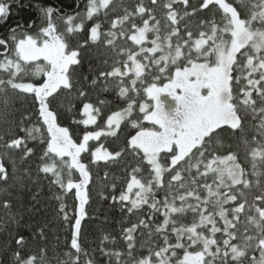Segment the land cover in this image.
I'll return each instance as SVG.
<instances>
[{"label":"snow or ice","instance_id":"snow-or-ice-1","mask_svg":"<svg viewBox=\"0 0 264 264\" xmlns=\"http://www.w3.org/2000/svg\"><path fill=\"white\" fill-rule=\"evenodd\" d=\"M151 2L155 5L157 0ZM176 2L168 0L165 5L170 27L163 39L153 9L141 3L132 13L125 9L123 15H116L108 31L102 33L101 24L93 23L83 44L70 45L63 35L57 33L52 22L53 12L58 13L59 9L39 8L32 0H0V28H5L8 37H0V56H3L0 69L5 70L8 76L0 79V89L33 97L38 104L35 109L37 120L46 125L49 137L40 156L42 166L39 171L53 174L54 183L65 194L75 190L77 203L74 215L65 210L63 202L60 204L65 223L71 222V248L75 250L72 264H81V256L84 257L83 264H94V259L89 258L80 242L82 222L85 218L92 219L86 211L92 180L89 163L104 162L108 165L128 155L133 156L137 164L130 169L126 188L118 189L115 183L110 186V199L121 205V211L132 215L147 206L144 213L147 219L137 217L138 223L122 228L127 254L131 257L138 228L163 238V246H158V250L150 248L149 255L136 259L135 264H154V261L155 264H244L245 260L247 264H264V191L249 202L244 190L252 182L238 162V153L228 146L225 149L227 154H218V149L225 148V133L249 143L244 139L245 122L251 118L258 121L256 127L261 139L257 142V137H252L257 147L251 149L250 155L253 160L257 157L264 160V0L252 5L259 11L246 12L243 17L238 7L226 0H201L199 9L190 5L189 0H179V3L192 8L191 13L184 12L185 17L201 9L211 11L210 6H219L224 13V27L219 35L214 21H201L202 26H210V34L199 31L195 36L187 22L183 29L179 26L178 13L173 8ZM110 5L112 0H100L99 4L97 0H88L86 18L91 20L101 8L109 9ZM239 7L243 9L249 5ZM33 9H38L47 20L46 26L35 33L32 30L37 27L36 21L23 15L26 10ZM144 15L149 19H143L142 26H138L134 16ZM67 19L71 23L74 18L68 16ZM149 20L155 21L151 27ZM257 23L261 27H254ZM118 24L121 25L119 33L116 31ZM124 24L128 25L127 31ZM83 27L80 23L67 27L66 31L73 33ZM149 33L154 34L151 40ZM225 33L230 34V40L224 38ZM118 34L139 48L138 51L120 49L119 54L127 57L123 70L114 65L110 71H100L91 84L73 80V73L82 66L86 46L90 42L101 41L103 36V43L114 47ZM10 41L14 45L12 52L9 51ZM146 43L151 47H145ZM158 52L162 54L157 57ZM13 53L15 58H9ZM41 59L46 65L41 67L37 64L30 75L46 78L43 82H24V76L29 75L25 71L26 65ZM129 62L132 68H129ZM130 71L136 77L131 80V90L138 91L136 84L140 80L148 99L139 103L134 98L129 99L126 107L112 111L105 120L100 107L89 102L90 92L86 89L106 85L110 78L122 83ZM146 71L151 76L147 85L142 79ZM83 79L85 82L88 80L87 77ZM129 91V87L120 86L118 96L126 98ZM65 92H75L81 103L79 112L84 118L76 120L73 117V125L85 128L96 125L98 128L84 131L79 142L73 139L69 127L57 122V112L50 108V104ZM164 94L171 98V104L162 99ZM98 103L104 105L106 102L100 100ZM137 106L142 121L149 122L151 127L131 119V127L137 130L126 138L123 146L117 145L109 150L100 144L90 151V141H100L101 137L118 140L121 124L132 117ZM98 118L103 127L97 125ZM29 119L21 117L22 121ZM17 128H20L19 123ZM20 130L25 135L10 137L6 147L22 152L23 159H30L35 152L27 147V140L35 139L33 133L38 129ZM82 154H87L89 163L83 162ZM53 156L59 157L61 165L67 168L66 183L56 163L46 162ZM252 168L255 172V163ZM72 170L79 173L78 181H73ZM145 172L147 176L143 175ZM165 174L169 177L167 182ZM210 174L212 183L207 182ZM105 176H108L107 172ZM7 179L5 162L0 159V181L6 182ZM256 183L259 184V180ZM117 191L118 195L115 194ZM157 193H162L159 199ZM3 207L10 208V202L5 201ZM188 212L193 219L187 224L180 222ZM173 215L176 219L172 218ZM153 217H162V220L157 222ZM250 227L255 234H250ZM217 234H220V239H217ZM36 235L43 238L45 227L38 226ZM170 235L174 236L175 243L169 242ZM108 239L107 235L103 236V240ZM26 243V237L18 234L11 259H0V264H38L35 255H22ZM197 248L199 250H189ZM178 249L183 250L180 256L177 255ZM100 251L103 255L119 259L118 252L103 248ZM257 251L258 257L255 255ZM43 255L42 249L39 264H43Z\"/></svg>","mask_w":264,"mask_h":264},{"label":"trees","instance_id":"trees-1","mask_svg":"<svg viewBox=\"0 0 264 264\" xmlns=\"http://www.w3.org/2000/svg\"><path fill=\"white\" fill-rule=\"evenodd\" d=\"M226 2L237 6L238 10L241 11L242 17L246 12L259 11L258 8H254L252 5L260 3V0H226ZM32 3L38 5L39 8L52 7L53 9H59L58 13L53 12L52 22L56 30L62 33L66 42L70 45L83 44L84 40L88 37V30L93 23L101 24L102 33L108 31L111 20L116 19V15H123L125 9L129 13H132L141 3L146 8L153 9L155 21H159V34L162 39L170 27L167 20L168 10L165 7L168 0H157L155 5L152 4L151 0H112V5H110L109 9H100L91 20L85 16L88 0H32ZM189 4L199 9L201 0H189ZM243 4H247L249 7L241 9L239 6ZM210 7L211 11L201 9L198 13L185 17L184 12L191 13L192 8L179 3V0L173 5L174 10L178 13L181 29H183L184 23L187 22L194 36L199 31H205L210 34V26L208 24L202 26L201 21H214L218 26V35L220 34V29L224 27V13L222 9L219 6ZM23 15L36 21L37 27L32 30L33 33L47 24V20L38 9L26 10ZM71 15H73V18L75 17L73 21L74 25L83 23L84 27L82 30L74 31L73 33L66 31L67 27L70 26L67 17ZM133 19L138 26H142L143 19H149V17L147 15L143 17L134 16ZM155 21L149 20L150 27ZM120 27L121 25L118 24L116 29L118 33ZM254 27L259 28L261 26L257 23ZM123 28L127 31L128 25L124 24ZM0 37L8 38L5 35V28H0ZM152 38H154V34L149 33V40ZM224 38L230 40V34L225 33ZM103 39V36H101V41L95 44H91L90 42V45L86 46L84 59L81 62L82 66L73 73V80H79L81 84H91L92 79L98 76L100 71H110L114 65L121 67L123 70V62L127 57L119 54L120 49L139 50L138 46H135L127 37L121 38L119 34L114 42L115 46L111 48L103 43ZM173 43H175V38H173ZM145 47H151V44L146 43ZM13 48L14 45L10 41L9 51L12 52ZM161 54L158 52L156 56L158 57ZM9 58H14V53ZM2 59L3 56H0V60ZM117 61L120 63L117 64ZM128 66L132 68L131 62H129ZM26 67H29V70L32 71L31 67H33V64L30 66L26 65ZM84 77L88 78L87 82L84 81ZM7 78L5 70L0 69V79ZM132 79H136V77L134 72L130 71L124 77L122 83L117 79L110 78L106 85L101 84V87L86 89V91L90 92L89 102L100 107L101 114L105 120L106 116L111 114L112 111L121 110L126 107L129 99L134 98L138 103L148 99L143 93L140 80H137L136 84L138 91L133 92L131 90ZM142 79L145 85L151 82V76L147 74V71ZM27 80L41 82L44 80V77L25 75L24 81ZM120 86L129 87L128 97L121 98L118 96ZM100 100L106 103L100 105L98 103ZM37 108L38 104L34 102L32 96H25L11 90L0 89V159L4 160L8 171L7 181H0V259H11L12 251L16 249L15 237L21 234L27 240L22 255L26 257L35 255L39 264L41 250L43 249V264H72V261L75 259V250L71 248V222L65 223L63 213L60 212V204L63 202L66 206L65 210L69 211L70 215H74L77 203L74 197L75 190L65 194L59 185L54 183L55 177L53 174H45L39 171V167L42 166L40 156L47 147L49 137L46 125L42 121L37 120V112L35 111ZM50 108L57 112V122L61 126L69 127L70 132L73 133V139H77V142L82 138L84 131L95 129L93 126L85 128L83 125H73V117L76 120L83 119V116L79 112L81 103L75 92L63 93L57 97L56 101L50 104ZM21 117H30V119L22 121ZM131 119L142 121V114L138 113V106L134 108L132 117L121 124L118 140L111 137H101L100 141H90V151L98 144H103L109 150H112L117 145L123 146L126 138H129L137 130L131 127ZM18 123L20 125L19 129L17 128ZM142 123L145 127L152 126L146 121H142ZM257 124L258 121H253L251 118L245 122L244 139L249 141L248 144H245L238 136H229V134L225 133L223 139L225 148L218 149V154L221 155L227 154L225 149L228 146L238 153V162L245 169L247 179L252 182L251 186L244 190L249 202L256 195L260 194L261 191H264V160H261L259 157L253 160L250 155L251 149L257 147V143L252 142V137L255 135L257 142H260L261 139L257 132ZM97 125L103 126L100 118H98ZM33 127L38 129V132L33 133L36 138L27 140V147L33 148L35 152L32 158L23 159L22 152L6 147V143L10 137H15L17 134L25 135L20 129ZM89 159L87 154H82L83 162L89 163ZM50 161H52L51 163L55 162L57 165L61 164L59 157L53 156L51 160H46L48 163ZM253 163L256 164L255 172L252 168ZM136 164L137 160L131 155L126 156L119 162L108 165H105L104 162H98L97 164L89 163L92 180L88 188L89 204L86 205V211L92 219L85 218L82 222L80 242L82 247L87 250L89 258L94 259V264H135L136 259L149 255L150 248L158 250V246H163L162 236L149 232L147 229L138 228L134 234L135 244L131 257L127 254V241L123 239L122 228L130 227L132 223H138L137 217L147 219V216L144 215L147 211V206L136 211L135 215L121 211V205L114 204L110 199V186L115 183L118 189L126 188V182L131 174L130 169ZM60 167L57 166V169L61 171V176L66 183L68 179L67 168ZM105 172L108 173V176H105ZM71 175L73 181H78L79 173L76 170H72ZM143 175L147 176V173L145 172ZM168 179V175L165 174V182ZM212 180L213 176L210 174L207 182L212 183ZM257 180H259V184L256 183ZM115 194L118 195L119 191ZM161 195L162 193H157V199ZM201 195L203 196L205 193ZM57 197L62 199H57ZM5 201L10 202V208L3 207ZM192 202L190 201V203ZM172 218L176 219L175 215ZM192 219V214L188 212L180 222L187 224ZM243 219L244 217L241 216V220ZM153 220L159 222L162 220V217H153ZM38 226L45 227L43 238L36 235ZM250 234H255L254 229L251 227ZM105 235L109 237L108 240H103V236ZM220 238V234H217V239ZM169 242L175 243L174 236H169ZM101 248L105 251L120 253L119 259L115 256L109 257L103 255L100 251ZM189 250H199V248ZM182 251L178 249L177 255H182ZM255 255L258 257L259 252L257 251ZM83 260L84 257L81 256V264H83ZM244 264H247V260L244 261Z\"/></svg>","mask_w":264,"mask_h":264},{"label":"rangeland","instance_id":"rangeland-1","mask_svg":"<svg viewBox=\"0 0 264 264\" xmlns=\"http://www.w3.org/2000/svg\"><path fill=\"white\" fill-rule=\"evenodd\" d=\"M99 2H100V0H97V3L99 4ZM101 9H103V8H101ZM87 11V10H86ZM86 11H85V16H86ZM72 17H73V15H71ZM74 19H75V17H74ZM74 19L71 21V23H70V26H72V27H75L77 24H75L74 25V23H73V21H74ZM69 22V21H68ZM73 23V24H72ZM79 23V22H78ZM80 24V23H79ZM57 31V33H59V34H61L62 35V33H60V31H58V30H56ZM15 58V57H14ZM14 58H12V59H14ZM33 64V67H31L32 69V71H30L29 69V67H26L25 69H26V73H28L29 75H30V73H32L33 71H34V69H35V67H36V65L37 64H39L41 67H44L45 65H46V62L45 61H43V59H41L40 61H36V62H30L29 64H28V66H30V65H32ZM31 76V75H30ZM41 76H43V75H41ZM33 77H39V76H33ZM44 77V76H43ZM46 77H44V79H45ZM24 82H33V83H37L35 80H27V81H24ZM41 82H43V81H41ZM162 99H164L165 101H167V103L168 104H171L172 103V101H171V98L169 97V96H167L166 94H164V95H162ZM84 118V117H83ZM97 124H98V120H97ZM90 126H93V127H95V129L94 130H98V128H97V126L96 125H90ZM101 127H103V126H101ZM100 144H98L97 146H99ZM96 147V146H95ZM68 158L67 157H65V160H67ZM52 161H50L49 163H51ZM55 163V162H54ZM57 165V164H56ZM57 166H61L62 168H64V169H66V166H62L61 164H59V165H57ZM60 167V168H61ZM135 191V190H134ZM154 264H155V261H154Z\"/></svg>","mask_w":264,"mask_h":264}]
</instances>
